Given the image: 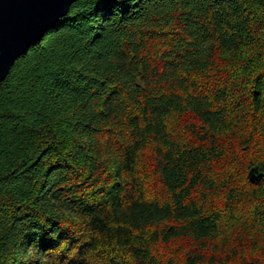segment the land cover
Returning a JSON list of instances; mask_svg holds the SVG:
<instances>
[{
    "label": "trees",
    "instance_id": "1",
    "mask_svg": "<svg viewBox=\"0 0 264 264\" xmlns=\"http://www.w3.org/2000/svg\"><path fill=\"white\" fill-rule=\"evenodd\" d=\"M0 264H264V0L72 1L0 82Z\"/></svg>",
    "mask_w": 264,
    "mask_h": 264
},
{
    "label": "water",
    "instance_id": "2",
    "mask_svg": "<svg viewBox=\"0 0 264 264\" xmlns=\"http://www.w3.org/2000/svg\"><path fill=\"white\" fill-rule=\"evenodd\" d=\"M72 1L0 0V82L14 61L68 11ZM249 175L258 178L261 173L251 169Z\"/></svg>",
    "mask_w": 264,
    "mask_h": 264
}]
</instances>
